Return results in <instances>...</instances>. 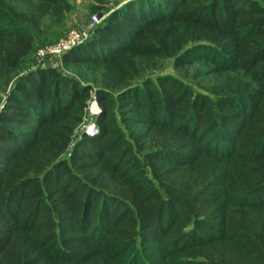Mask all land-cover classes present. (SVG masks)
<instances>
[{
	"label": "trees",
	"instance_id": "trees-1",
	"mask_svg": "<svg viewBox=\"0 0 264 264\" xmlns=\"http://www.w3.org/2000/svg\"><path fill=\"white\" fill-rule=\"evenodd\" d=\"M71 8L0 0V89ZM63 61L0 110V264H264V0H128Z\"/></svg>",
	"mask_w": 264,
	"mask_h": 264
},
{
	"label": "rangeland",
	"instance_id": "rangeland-1",
	"mask_svg": "<svg viewBox=\"0 0 264 264\" xmlns=\"http://www.w3.org/2000/svg\"><path fill=\"white\" fill-rule=\"evenodd\" d=\"M71 4V10L67 13L64 21L60 24L59 27L49 28V31L46 32L45 36L41 37L40 43L38 42L33 52L25 59L24 64L20 69H18L13 75L4 80L2 87L0 89V110L2 109L7 95L13 86L15 79L26 73L30 68L38 65H47L54 68L63 70L66 74L74 76L80 79L84 84L90 83L89 80L92 79L91 75L86 74L89 69L84 65H66L63 61L64 54L58 52H46L44 56L40 55V51L44 48H48L56 45L63 37H66L71 30L81 28L84 25L89 24L92 21L94 14L102 12L104 10L111 12L121 5L125 4L128 0H67ZM100 10V11H99ZM72 49V48H71ZM70 49L66 50L69 51ZM196 67L200 68L202 71L210 70L211 66L207 64L198 63L193 66L176 68L173 65V61L168 60L160 67L159 70L154 72L174 74L186 82L193 84L198 90L205 91L204 87L208 84L209 79L207 76L202 75L201 73L196 72ZM157 74V73H156ZM94 85V84H93ZM94 91L92 92L94 96ZM85 124L81 125L80 133L83 131L86 132H95L96 126L94 123V117L100 112V106L95 99H91L89 106L86 110ZM91 130V131H89ZM148 257H141L139 264H146V261L149 262V258L157 259L159 258L157 254L153 252L147 253ZM163 263V259L159 260Z\"/></svg>",
	"mask_w": 264,
	"mask_h": 264
},
{
	"label": "built area",
	"instance_id": "built-area-1",
	"mask_svg": "<svg viewBox=\"0 0 264 264\" xmlns=\"http://www.w3.org/2000/svg\"><path fill=\"white\" fill-rule=\"evenodd\" d=\"M107 15L108 11L106 10L94 14L92 21L89 24L71 30L70 33L66 37H63L56 45L42 49L40 55L44 56L48 51L61 54L66 53V50L71 49L88 39L96 26L102 22Z\"/></svg>",
	"mask_w": 264,
	"mask_h": 264
}]
</instances>
